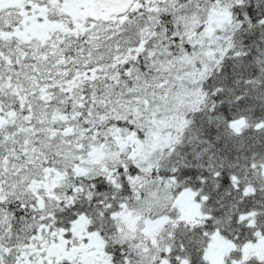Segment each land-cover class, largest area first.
<instances>
[{"label":"snow or ice","instance_id":"obj_1","mask_svg":"<svg viewBox=\"0 0 264 264\" xmlns=\"http://www.w3.org/2000/svg\"><path fill=\"white\" fill-rule=\"evenodd\" d=\"M0 264H264V0H0Z\"/></svg>","mask_w":264,"mask_h":264}]
</instances>
